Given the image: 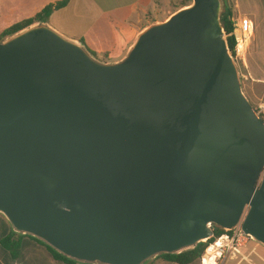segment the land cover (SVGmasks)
Masks as SVG:
<instances>
[{
    "label": "water",
    "instance_id": "1",
    "mask_svg": "<svg viewBox=\"0 0 264 264\" xmlns=\"http://www.w3.org/2000/svg\"><path fill=\"white\" fill-rule=\"evenodd\" d=\"M225 0L147 24L118 61L37 20L0 38V213L82 264H146L215 236L264 245V117Z\"/></svg>",
    "mask_w": 264,
    "mask_h": 264
},
{
    "label": "crops",
    "instance_id": "2",
    "mask_svg": "<svg viewBox=\"0 0 264 264\" xmlns=\"http://www.w3.org/2000/svg\"><path fill=\"white\" fill-rule=\"evenodd\" d=\"M9 1L11 13L18 14L20 18L11 25L13 26L34 17L48 4L60 0ZM182 1L184 0H69L66 6L49 16L48 23L61 33L68 34V37L83 39L100 58L118 61L124 57L140 30L151 22V15L155 18L156 12L172 13L171 7ZM235 1L238 16H248L255 24L247 52L248 67L253 73L252 83L248 87L253 92L246 94L253 100L259 98L255 89L264 94V0ZM13 232L10 222L0 213V264H66L56 260L46 246L29 237L21 238V254L15 258L2 245V239ZM242 255L243 258L234 264H246L245 261L250 264L264 263V257H261L263 262L261 259L257 260L248 249ZM227 261L229 259L222 260V264H227Z\"/></svg>",
    "mask_w": 264,
    "mask_h": 264
},
{
    "label": "trees",
    "instance_id": "3",
    "mask_svg": "<svg viewBox=\"0 0 264 264\" xmlns=\"http://www.w3.org/2000/svg\"><path fill=\"white\" fill-rule=\"evenodd\" d=\"M189 1H191V0L182 2L178 6V8L188 4ZM68 2H69V0H60V1L48 4L41 11H39L34 17L28 18L24 21L16 23L13 26H11L10 28L6 29L2 34H0V38L6 36L7 34L18 31L19 29H21V28H23V27H25V26H27V25H29V24L37 21V20L48 21L49 16L55 10L63 8L64 6H66L68 4ZM222 23H223V26H224L226 33H230L233 30L232 11L228 8L227 0H225V9H224L223 14H222ZM228 40H229V45H230L231 51H233L234 46H235V41L232 37H229ZM81 41H83L85 43V41L83 39H81ZM92 53L97 55L93 51H92ZM226 232L227 231L225 229L218 227V226H215V237H219ZM24 237H29V238L43 244L44 246H46V248L50 251V253L53 255V257L58 261L64 262L66 264H82V263H78L75 260H72V259L62 255L61 253L57 252L52 247H50L49 245L45 244L44 242L38 240L37 238L31 237L28 235H23V234H18V233L13 232L12 234H10V235H8L2 239V245L5 248H7L15 258H18L20 256L21 250H22L21 238H24ZM213 239L214 238L210 239L206 243H200L199 245L196 246V248H194L192 250H188V251H185V252H182L179 254H161L157 258H162L168 262H173V263H177V264H192L202 257L203 253L206 250V247L209 245V243H211L213 241ZM148 263L149 262H147L146 264H148Z\"/></svg>",
    "mask_w": 264,
    "mask_h": 264
},
{
    "label": "rangeland",
    "instance_id": "4",
    "mask_svg": "<svg viewBox=\"0 0 264 264\" xmlns=\"http://www.w3.org/2000/svg\"><path fill=\"white\" fill-rule=\"evenodd\" d=\"M185 1H188V0H184L182 2H185ZM189 2H191V1H189ZM179 5L172 6L171 11L174 12L175 10H177ZM227 5H228V8L232 11V19L234 17H238V9L236 7V1L235 0H227ZM11 10H12V6H11L9 0H0V34H2L5 31V29H8L18 19H20L18 17V14L13 13V12L11 13ZM170 13L156 12V14L154 15L155 18L152 15H151V18H149L151 21L150 23H152L155 20H164L165 18L168 17V15ZM66 35H68V34H66ZM97 57L101 60H105L103 58H100L99 56H97ZM238 64H239V68H240V72H241V76H242L244 91L246 93H251V92H253V90L249 89L248 84L252 83V80H251V75H253L252 70H251L250 66L244 67L240 62H238ZM255 92L257 93L259 98H254L251 101L256 108H259V105H261V104L264 105V94L259 89H255ZM263 117H264V114H263ZM246 249L249 250V253L251 255H253V256L255 255V258H257V260L261 259L260 261H262L261 257H264V245H261L257 241H253L252 239L249 238V240H247L245 245L242 246L241 248H239L238 250H231V251H228V253H225L224 256H222V258L217 261V264H222V260H224V259L225 260L229 259V261H227V264H234V263L240 261L243 258L242 252L244 253V250H246ZM205 254H206V250L203 253L202 257L192 264H202L201 259L203 258V256ZM253 256H251V259ZM245 262H246V264H250L247 261H245ZM259 263L261 264V262H258V264ZM148 264H177V263L168 262L162 258H155L152 261H149ZM262 264H264V263H262Z\"/></svg>",
    "mask_w": 264,
    "mask_h": 264
},
{
    "label": "built area",
    "instance_id": "5",
    "mask_svg": "<svg viewBox=\"0 0 264 264\" xmlns=\"http://www.w3.org/2000/svg\"><path fill=\"white\" fill-rule=\"evenodd\" d=\"M233 30L230 33H226V36L232 37L235 41L234 50L232 54L235 59L240 62L244 67H248L247 52L250 45L252 36L254 35L255 24L251 18L248 16H238L232 19ZM226 32V31H225ZM258 113L263 116L264 114V105H259L257 108ZM227 231V230H226ZM213 242H211L206 247V254L201 259L202 264L205 263L206 258L213 261L218 255L217 261L224 256L225 253L231 250H238L245 245L249 237L242 235L240 229H235L227 231L219 237H213Z\"/></svg>",
    "mask_w": 264,
    "mask_h": 264
},
{
    "label": "bare ground",
    "instance_id": "6",
    "mask_svg": "<svg viewBox=\"0 0 264 264\" xmlns=\"http://www.w3.org/2000/svg\"><path fill=\"white\" fill-rule=\"evenodd\" d=\"M216 259H218V255H217V257H216ZM215 259V260H216ZM210 259H208V257L206 258V261H205V263L204 264H216V261L215 260H213V261H209Z\"/></svg>",
    "mask_w": 264,
    "mask_h": 264
},
{
    "label": "flooded vegetation",
    "instance_id": "7",
    "mask_svg": "<svg viewBox=\"0 0 264 264\" xmlns=\"http://www.w3.org/2000/svg\"><path fill=\"white\" fill-rule=\"evenodd\" d=\"M215 229V228H214Z\"/></svg>",
    "mask_w": 264,
    "mask_h": 264
}]
</instances>
